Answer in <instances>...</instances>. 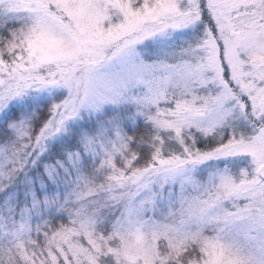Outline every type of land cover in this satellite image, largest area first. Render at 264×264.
Wrapping results in <instances>:
<instances>
[{
	"label": "snow or ice",
	"instance_id": "6c2138e0",
	"mask_svg": "<svg viewBox=\"0 0 264 264\" xmlns=\"http://www.w3.org/2000/svg\"><path fill=\"white\" fill-rule=\"evenodd\" d=\"M0 264H264V0H0Z\"/></svg>",
	"mask_w": 264,
	"mask_h": 264
}]
</instances>
